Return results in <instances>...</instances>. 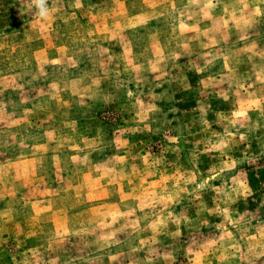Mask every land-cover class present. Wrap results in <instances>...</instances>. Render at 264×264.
<instances>
[{
  "label": "rangeland",
  "instance_id": "obj_1",
  "mask_svg": "<svg viewBox=\"0 0 264 264\" xmlns=\"http://www.w3.org/2000/svg\"><path fill=\"white\" fill-rule=\"evenodd\" d=\"M0 0V264H264V0Z\"/></svg>",
  "mask_w": 264,
  "mask_h": 264
},
{
  "label": "clouds",
  "instance_id": "obj_2",
  "mask_svg": "<svg viewBox=\"0 0 264 264\" xmlns=\"http://www.w3.org/2000/svg\"><path fill=\"white\" fill-rule=\"evenodd\" d=\"M32 5L36 9V15L42 19L46 20L50 15V9L48 5V0H31Z\"/></svg>",
  "mask_w": 264,
  "mask_h": 264
}]
</instances>
